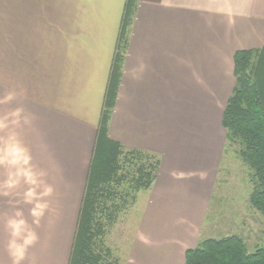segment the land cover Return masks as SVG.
Masks as SVG:
<instances>
[{"label":"crops","instance_id":"crops-1","mask_svg":"<svg viewBox=\"0 0 264 264\" xmlns=\"http://www.w3.org/2000/svg\"><path fill=\"white\" fill-rule=\"evenodd\" d=\"M126 3L0 0V167L6 172L20 175L28 152L37 167L57 169L47 179L59 192L73 184L60 179L76 163L79 188L86 182ZM256 48H264V0H137L108 135L161 156L150 191L155 200L187 193L192 204L205 192L207 179H174L171 172L212 171L219 108L235 83L234 54ZM175 214L152 207L143 214L131 264L185 263L186 250L199 242L190 224L195 211L185 222ZM10 216L0 209V264L9 263Z\"/></svg>","mask_w":264,"mask_h":264},{"label":"trees","instance_id":"trees-1","mask_svg":"<svg viewBox=\"0 0 264 264\" xmlns=\"http://www.w3.org/2000/svg\"><path fill=\"white\" fill-rule=\"evenodd\" d=\"M137 0H127L125 16L105 97L104 108L67 264H122L108 244L111 230L143 191L154 186L161 156L128 148L108 135L122 67L129 44ZM264 48L240 49L234 54L235 83L222 112L225 139L237 146L253 171L251 205L264 215ZM184 264H264V245L247 250L238 234L208 237L185 252Z\"/></svg>","mask_w":264,"mask_h":264},{"label":"rangeland","instance_id":"rangeland-1","mask_svg":"<svg viewBox=\"0 0 264 264\" xmlns=\"http://www.w3.org/2000/svg\"><path fill=\"white\" fill-rule=\"evenodd\" d=\"M225 103L226 100L219 108V122ZM220 125L218 154L210 173L200 170L185 174L183 171L171 172L174 179L192 176L203 181L207 179V187L199 200L195 199L191 204V200H187V193L174 196V199L155 200L153 192H150L152 189L143 191L137 203L121 216L111 230L108 244L122 264L132 263L131 245L143 214L150 207L167 213L175 211L177 215L172 216L183 222L186 221L184 216L195 211L190 224L199 241L238 234L246 242L249 252L264 245V215L250 203L254 186L253 171L240 157L237 146L225 139L226 131L221 122ZM23 154L20 175L16 169L6 172L0 167V209L11 215L5 218V231L9 234L4 242L5 256L9 259L7 264H67L85 186L83 178L79 188L82 167L76 163L75 168L70 167L68 172H63L66 179L60 180L69 181L73 186L64 188L61 185V190L64 188L65 191L59 192L56 185L47 179L49 172L57 169L37 167L31 153ZM72 173L76 174L74 179Z\"/></svg>","mask_w":264,"mask_h":264}]
</instances>
